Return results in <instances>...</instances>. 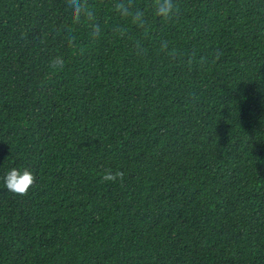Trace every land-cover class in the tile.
<instances>
[{
	"label": "trees",
	"instance_id": "trees-1",
	"mask_svg": "<svg viewBox=\"0 0 264 264\" xmlns=\"http://www.w3.org/2000/svg\"><path fill=\"white\" fill-rule=\"evenodd\" d=\"M115 2L0 0V264H264V0Z\"/></svg>",
	"mask_w": 264,
	"mask_h": 264
},
{
	"label": "clouds",
	"instance_id": "clouds-1",
	"mask_svg": "<svg viewBox=\"0 0 264 264\" xmlns=\"http://www.w3.org/2000/svg\"><path fill=\"white\" fill-rule=\"evenodd\" d=\"M66 6L69 9L71 24L61 26L57 31H63L65 33L64 39L68 42L69 47L74 46L73 32L74 26L85 24L91 32V35L95 38L100 31L99 25L96 22V16L94 9L89 3V0H65ZM134 0H116L113 4L114 11L128 20L139 29H145L147 26L146 14L144 11L133 8ZM154 16L161 20L168 21L174 18L177 12V7L174 4V0H154L153 3ZM114 33L123 37L126 34V29L123 27H116ZM139 41H136L135 46L139 48ZM167 48V42L162 44V50ZM52 69H62L64 67V60L57 56L51 63ZM123 172L117 171L115 173L106 172L103 180L115 182L116 180H123ZM35 177L28 169L23 171L12 168L6 172L4 176L5 188L14 195H26L28 189L33 185Z\"/></svg>",
	"mask_w": 264,
	"mask_h": 264
}]
</instances>
